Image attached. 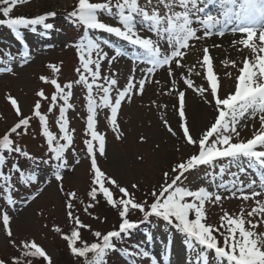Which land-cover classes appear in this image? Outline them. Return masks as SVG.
<instances>
[{"label":"snow or ice","instance_id":"6c2138e0","mask_svg":"<svg viewBox=\"0 0 264 264\" xmlns=\"http://www.w3.org/2000/svg\"><path fill=\"white\" fill-rule=\"evenodd\" d=\"M25 2L26 0H0V16L3 17L0 18V25L7 26L17 37L21 36L24 29L35 32L37 26H42L44 30L54 28L53 23L47 22L50 18H55L54 11H45L31 18L10 15L16 6ZM147 2L148 5L152 4V0ZM214 2L217 4L218 14L208 11V6ZM104 14L116 19L117 25L100 19ZM66 18L83 29V35L71 45L76 49L80 62V67L75 69L78 79L61 85L56 78L39 76L42 83L50 84L54 88L48 112L51 113L58 106L56 125L59 135L50 130L48 116L41 111L42 101L49 99L43 89L35 93L37 99L31 109V115H24L17 98L11 94L5 96L16 120L0 135V181L4 184V187L0 188V199H4L14 211L17 201L13 189L17 186H36V190L24 197L20 203L27 205L29 200H35L44 191L39 185L52 182L51 179L43 180L36 171L41 165H47L56 182L57 192L64 197L67 219L72 225L69 232H63L61 227L56 225L52 231L60 235L71 255L78 261L82 260L83 264H104L106 253L116 248L115 241H122L131 236L134 230L153 222L157 225L163 223L170 231L181 234L187 250L196 253V258L202 261V264H210L209 254L214 257L216 264H264V232L259 231V228L264 226V200L259 199L264 195V179L258 185L260 191L255 190V181L247 185L241 182L237 187L234 180L231 186L216 185L215 192L205 187L192 190L180 185L187 172L200 166H214L217 161L223 159L233 164L244 161L250 166L256 165L264 176V150H258L264 149V0H156V5L151 11L147 5L141 6L138 0H76ZM233 21L235 24L231 31L244 35V38L234 43L250 50L251 59L244 57L242 66L237 65L235 61L231 62L232 67L238 68V73L234 76L232 73H226L233 80V90L222 95L223 84L214 71L207 46L202 49L201 59L187 66V74L179 70L186 68L184 61L197 42L214 34L222 37ZM257 21L260 22L259 29L255 26ZM93 30L113 34L137 48L138 54L132 57L133 74L122 87L118 86L114 72L102 75V66L104 62L113 64L127 53L116 48L110 56L109 52L104 50V45L109 42L95 39ZM145 30L154 34L156 39L142 36L140 33ZM17 55L22 63L28 62V52ZM3 58L8 59L9 64L16 59L10 51L4 54ZM140 64L146 67L139 68L141 78L137 80L135 72ZM46 67L53 73L60 72V68L54 63H49ZM165 68L171 80V87L163 86L161 94L174 95L177 104L173 106V111L182 133L180 138L192 147L193 154L164 171L163 182L147 192L144 200L139 201L134 192L121 186L98 165V155L106 156V136L98 131L97 109H108V126L117 140L123 139L125 134L118 123V113L123 102L132 103L136 96L142 97L148 83L159 84V81L154 80V74L158 69ZM4 71L12 72V68L0 66V72ZM192 76L200 77L204 83L196 85ZM101 80L103 83H99ZM74 83L83 85L87 90L84 130L86 138L83 144L89 161L90 186L86 193L88 202L85 204V201L80 199V203L84 204V212L97 221L101 220L100 216L94 215L90 209L100 203V196L109 207L116 210L118 226L106 233L92 231L90 224L84 223L78 215H74L78 193L75 190L66 191L64 187L63 173L69 168L67 152L72 150L74 132L69 131L66 113L73 107L69 99L73 95ZM181 83L185 86L183 89L180 87ZM94 88L98 93H102L98 97L99 102ZM114 89L116 91L113 96ZM188 90L198 95L202 103L209 106L214 113L213 120L198 136L192 134L188 123ZM151 106L167 107L158 105L155 100L151 102ZM249 113L252 119L258 116L260 128L254 131L250 139L241 140L238 125ZM33 119L38 121L39 135L46 144L47 159L34 157L17 143L16 138L28 135ZM162 126L168 134L177 136V131L167 119L162 120ZM139 141L145 143L147 138L141 135ZM155 148L158 149L159 144L155 145ZM9 155L22 157L30 161L31 165L26 171L20 165L19 159L9 164ZM137 159L143 161V156H138ZM79 163V159L75 160V164ZM220 171H225L223 166ZM240 171L245 169L241 167ZM131 188L138 190L139 185L133 183ZM220 188L231 191L233 196L239 192L242 200H253L255 206L250 211L242 208L236 216L224 211L219 217V226L207 223L205 205L209 202L218 204L224 198L219 193ZM245 188L248 189L247 192ZM113 189H118L121 194L119 198L114 196ZM137 212L141 214L140 219L129 218ZM12 222L13 217L7 208L0 209V232L6 237L8 245L19 251V256L0 257V264H33L34 259H38L41 264H54L51 255L35 239L17 240ZM82 230L92 231L97 240L91 243L84 241ZM152 239L150 234H146L144 244L125 249V254L134 261L139 259L147 260L149 264H164L160 254L149 251L145 246L150 244Z\"/></svg>","mask_w":264,"mask_h":264},{"label":"rangeland","instance_id":"374dc122","mask_svg":"<svg viewBox=\"0 0 264 264\" xmlns=\"http://www.w3.org/2000/svg\"><path fill=\"white\" fill-rule=\"evenodd\" d=\"M91 2H103V0H91ZM138 2L141 6L147 5L149 11L156 5V0H152L151 5H148L147 0H138ZM75 3L76 0H26L23 5L16 6L11 12L10 15L12 16L22 15L31 18L45 11H54L56 16L47 21L54 24V28L51 30H44L42 26H37L35 32L28 29L33 34V37L30 38V43L16 40L12 33L8 35L7 39H4L6 45L9 44V49L4 50L1 53L2 56L10 51L16 59L11 64H9L8 59L4 58L0 62V66L12 68V72H0V135L16 120L13 110L5 100V96L11 94L17 98L24 115H31V109L37 99L35 93L40 89H43L49 97L48 100L42 101L41 111L48 116L50 130L54 134L59 135L56 125L58 106L51 113L48 112L54 88L50 84L42 83L39 80V76L45 75L50 79L56 78L61 85L78 79V73L75 69L80 67V62L76 49L71 45L83 35V29L66 18L67 13L73 9ZM161 11H163L162 6ZM208 11L218 14L217 4L214 2L213 5H209ZM100 19L111 25H117L116 19L109 17L107 14L101 16ZM234 24L235 21L228 26L222 37L214 34L203 41L197 42L184 61L186 68L179 71H184L187 74V66L199 61L202 56V49L207 46L214 71L223 84L221 94L224 95L233 90V80L226 73H232L234 76L238 73V68L232 67L231 62L235 61L237 65L242 66L244 57L251 59L250 50L234 43L244 38L243 34L231 31ZM255 26L259 29L260 22L257 21ZM219 27L218 25L217 29ZM140 34L142 36H151L154 40L156 39L154 34L146 30ZM92 35L99 41L106 40L109 42L104 45V50L109 52L110 56L114 54L116 48H120L127 53V55L118 58L113 64L110 65L104 62L102 66V75H109L114 72L116 74L115 78L118 80V86L122 87L126 83L127 78L133 74L132 57L138 54L137 48L123 41L122 38L115 37L113 34L93 30ZM258 35L259 32L257 31V37ZM223 38H229L228 48L222 43L213 42L215 39L222 40ZM257 43H259L258 39ZM24 52L29 53L27 63H22L20 56L17 55ZM49 63L56 64L60 68V72H51L46 67ZM142 67H146V65H138L135 72L137 80L141 78L139 68ZM173 68H175V65H173ZM191 78L196 85L204 83L200 77L192 76ZM154 80L160 83H148L142 97L136 96L132 103L123 102L122 108L118 113V123L125 134L123 139L117 140L115 134L108 126V109H97L98 131L106 136V156L100 157L98 155V165L106 174L116 179L121 186L128 187L130 192H134L136 199L139 201L144 200L147 192H150L153 187H158L163 182L162 173L164 171H168L171 165L181 160H186L189 155L193 154L192 147L186 145L180 138L182 133L178 127V118L173 111V106L177 104L174 95L161 94L163 86L171 87V80L167 76L166 68L158 69L154 74ZM99 83H103V80L99 81ZM180 87L183 89L185 86L181 83ZM93 91L97 95V102H99L98 97L102 93H98L95 88ZM115 91L116 89L113 90V96ZM72 92L73 95L70 97L69 103L73 107L68 110L66 115L69 120V131L72 132L74 130L72 132L73 145L72 150L67 152L69 168L63 173L64 187L66 191L75 190L78 193L79 199L75 202L74 215H78L84 223L90 224L92 231L106 233L118 226L119 218L116 210L109 207L104 202L103 197L100 196V203L90 209L94 215L100 216L101 220L97 221L84 212V204L80 203V199H83L85 204L88 202L86 193L90 186L89 161L83 144V140L86 138L84 130L87 117L85 101L87 90L83 85L74 83ZM153 100L158 105H166L167 107L157 108L156 106H151ZM186 102L188 123L192 134L198 136L213 120V110L203 104L200 97L191 90L186 92ZM163 119H167L170 122L173 129L177 131V136L173 137L167 133L162 126ZM259 128L258 116L252 119L250 113L246 114L238 125L239 138L241 140L250 139L254 131L259 130ZM141 135L147 138V142L141 143L139 141V136ZM16 140L22 148L34 157L47 159L46 144L39 135L37 120L33 119L31 121L28 135L18 137ZM157 144H159L158 149L155 148ZM73 150L75 154H73ZM138 156H143V161H139L137 159ZM18 159L20 165L27 171L31 165L30 161H26L22 157L18 158L15 155L8 156L9 164L16 162ZM77 159L80 161L79 164H75ZM221 166L225 169L224 172L220 171ZM241 167L245 171L241 172ZM5 171H7V168H5ZM36 171L42 176L43 180L51 179L52 181L50 184L42 183L39 185L44 191L35 200H29L27 205H23L20 201L34 192L36 186L32 188L17 186V188L13 189V195L17 201L15 210L13 211L6 204L4 199H0V209L7 208L9 214L13 217L12 228L17 240L24 238L35 239L51 255L54 264H83L82 260L78 261L76 257L71 255L67 249L66 242L61 239L60 235L52 231L54 225L61 227L63 232H69L72 227L71 222L67 219L64 197L57 192L56 182L52 178L47 165H41ZM262 179H264V176H262L258 166H250L244 161L233 164L231 161L223 159L217 161L214 166H200L187 172L180 181V185L192 190L205 187L209 191L215 192L217 191L216 185L226 184L231 186L234 180L237 187H239L241 182L247 185L255 181L257 185L255 190L260 191L258 185ZM133 183L139 185L138 190L131 188ZM0 186L1 188L4 187L2 181H0ZM247 191L248 189L245 188V192ZM113 192L115 197H120L121 194L118 189H113ZM219 193L224 198L218 204L209 202L205 205L207 223L213 226H219V217L223 215L224 211L236 216L239 215L242 208L250 211L255 206L253 200H242L239 192L233 196L231 191H225L224 188H220ZM259 199L264 200V195L260 196ZM129 218L138 220L141 218V214L137 212ZM92 231L82 230V239L89 243L95 242L97 238L93 236ZM259 231L264 232V226H261ZM133 232L135 234L124 238L122 241H115L116 248L113 252L117 250L118 253L116 254L118 256L114 259L112 258V251L106 253L104 264H149L147 260L136 259L134 261L124 251L125 247L131 249L137 244H144L146 234H150L153 239L150 244L145 246L149 251L160 254L164 264H202V261L196 258V253L187 250L186 245L183 243V236L174 230L170 231L163 223L160 225L155 222L146 224ZM13 255L19 256V251L11 248L4 234L0 232V257ZM209 262L210 264H216L211 254H209ZM33 264H41V262L38 259H34Z\"/></svg>","mask_w":264,"mask_h":264},{"label":"trees","instance_id":"16d2710c","mask_svg":"<svg viewBox=\"0 0 264 264\" xmlns=\"http://www.w3.org/2000/svg\"><path fill=\"white\" fill-rule=\"evenodd\" d=\"M12 16V15H11ZM15 17V16H12ZM0 18H3L2 16H0ZM10 29L7 26L4 25H0V62L3 60V56L1 53H3L4 50L9 49V44L6 45V43L4 42V39L8 38V35L10 33H12ZM13 36L15 37L16 40L20 41V42H26V43H30V38L33 37V34L31 32L28 31V29H24L21 32V36L17 37L14 33H12ZM1 188V186H0ZM135 234L134 232H132L131 235ZM221 243H222V237H220ZM123 247H125L123 245ZM127 249V247H125ZM129 249V248H128ZM112 254V258L116 259V257L118 256V251L116 250L115 252H111Z\"/></svg>","mask_w":264,"mask_h":264},{"label":"bare ground","instance_id":"6f19581e","mask_svg":"<svg viewBox=\"0 0 264 264\" xmlns=\"http://www.w3.org/2000/svg\"><path fill=\"white\" fill-rule=\"evenodd\" d=\"M110 37V36H109ZM228 39L229 38H223L222 40H219V39H215L213 40V42H216V43H222V45H224L225 47L228 48L227 44H228ZM223 41V42H222ZM220 45V44H219Z\"/></svg>","mask_w":264,"mask_h":264}]
</instances>
